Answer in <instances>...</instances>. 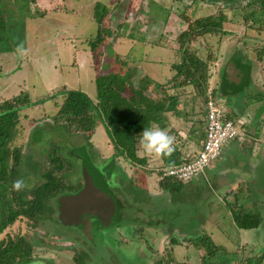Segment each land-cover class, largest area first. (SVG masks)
<instances>
[{
    "label": "rangeland",
    "instance_id": "obj_1",
    "mask_svg": "<svg viewBox=\"0 0 264 264\" xmlns=\"http://www.w3.org/2000/svg\"><path fill=\"white\" fill-rule=\"evenodd\" d=\"M31 1L16 0L14 4V1L11 0V4L8 6H5V4L0 5V98H13L23 91H27L32 100L29 106L20 109V122L15 128L13 139H11L10 143L12 148H22L26 156L24 161L30 164V166H26L25 170L22 168L21 171L23 172L22 176L26 187L30 191L45 180L44 174L50 168V154L52 153L60 155L64 159L65 165L58 173L63 175L70 185L79 184L82 180L80 176L82 175L83 166L80 160L71 157L70 152L75 148L80 149L84 146L87 147L83 152L84 157L87 159L88 152L92 161L100 170L101 166L109 163L107 157L116 153V160L119 166L128 176L129 174L130 176L133 175L136 167L122 155V151L120 153L115 151V146L106 124L99 122L94 129L95 133H93L91 140L88 141L86 135L81 132H69L68 127L64 125V121L61 119L56 120L55 115L62 104L65 91L81 90L96 102L98 101V89L95 80L97 75L117 72L127 77L129 72H127L124 62L126 59L123 58L126 56L115 57L114 47L121 49L118 47L121 39H125L124 42L128 39L133 41L126 37L127 35L125 34L131 32L134 20L138 21L139 24H143L145 18L143 12L146 7L151 10L152 15L150 16L155 23L163 24L167 22L169 17L174 19L171 29L169 27L167 35H165V38L171 37L174 41L177 39L174 37L187 30L189 23L199 17L215 15L219 11L227 15L225 27L231 30L230 34L206 33L191 40L188 44L191 51L196 52V55L198 54L206 62L208 60L209 68L213 73L214 68L218 67L220 60H210L214 56L216 58L223 57L227 60V44L231 45V50L234 46L240 44V40H243L241 36H243L246 25L249 23L261 24L259 10L262 9L261 2L263 0L261 2L260 0H227L226 4L216 2L217 5L204 4L202 0H162L161 6L156 3L159 0H66L68 6L80 10L79 14L66 13L59 10L62 5L52 3L53 8H49L40 2L36 4V0ZM98 2L101 4L100 15H104L102 25L105 29L104 37L106 39L102 46L93 50L91 41L98 33L99 23L98 20L96 22L91 20V14L94 10V4ZM39 4L41 7H39ZM77 4L83 6V9L75 6ZM44 9L48 11L47 15H44ZM53 9H55V12ZM173 14L175 18H172ZM261 15H264V9L261 10ZM167 25L170 26L169 24ZM17 26L19 27L18 30H16ZM248 32L254 34L255 36L253 37L257 38V33ZM83 35L86 37L82 38ZM177 43L178 54H181L178 40ZM247 43L251 46L254 45L250 41ZM134 44H137L134 53L138 54L140 50L143 51L138 42H134ZM73 52H76V54L74 55ZM32 65L35 66L33 69ZM128 81L132 82V86L135 89H141L144 87L146 79L140 73L135 74ZM151 84L152 82L149 84L150 87ZM210 87L213 88L209 83ZM149 88L146 90L153 89ZM152 93L156 96V90L153 89ZM187 94L189 93L186 91L183 93L184 96ZM201 98L204 99L203 96ZM119 126L122 127V125ZM125 133L126 131L123 129L119 136L116 134V139H114L119 144L128 146V141L122 138ZM179 139V142H181L183 138ZM136 149L137 155H140V152H144L140 141ZM140 149L141 151L139 152ZM231 163V158L227 156L220 160L218 166L211 169L209 174H206V178L210 179L208 182L203 177L180 181L181 187L177 191L167 196L159 195L154 199L150 197V199L153 202L156 199L162 202L164 197L165 199L174 197L176 202L171 201L177 214L175 220L184 226V232L193 227L196 230L202 225H207L209 223L208 219L213 216H215L214 221L220 219L221 222L217 225L222 230H213V233L209 236L210 243L213 246L224 247L226 250V255L222 256L221 252H219L217 259L222 257L230 259L229 255L227 257V249L231 252V255L238 251V244L244 236L251 241L254 240V243L258 246L259 253L264 256V220L261 222V227L257 232L249 231L240 236L241 234L237 233L236 230L232 229L231 231L228 228L227 218H221L223 217L222 199L217 194L223 190L222 187L223 185L226 186L227 182L233 187L237 179L232 171L227 175L223 171ZM246 165L240 168L243 177H245L243 183L246 185V191L242 194L241 200H243L244 206L249 208L246 210L252 211L264 219V176L257 173V170L264 173V161L247 158ZM140 172L144 174L142 171ZM149 177L156 181L159 173L153 170L147 171L145 177L142 175L141 184H144ZM256 178H259V180L257 184H254ZM126 182V178L116 181V183L121 184H115L118 187L114 186L113 188L115 194L118 195L123 203L122 209L130 212L132 211L133 203L138 204L145 195L150 196V194L143 190L139 201H136L137 195L133 193L130 196L133 202L129 201L131 203L126 205V195L123 192L128 190L125 185ZM191 183L199 184V190L194 191L196 186H190ZM216 183L221 185L220 188L216 189L214 187ZM214 192L215 194L213 195ZM228 199H231L232 203L235 202L234 196H230ZM212 201L214 202L208 206V203L210 204ZM55 203L58 209V199ZM234 206V208L237 207L235 203ZM142 207L144 208V205ZM149 211L152 212V209ZM170 211L172 210L170 209ZM140 212H143V210H140ZM150 212L148 213L151 214ZM167 216L173 219L172 214L168 213ZM45 218L46 216L40 218L39 225H35L33 221L26 218H20L12 227H8L3 232L0 240L5 238V236H24L23 234L30 241L36 238L38 242L34 244L33 254L37 258L26 264H145L147 262V257H140L139 255L142 249L138 250L132 245L123 244L119 248L120 250L110 252V241L106 239L107 237H104V242H100L101 245L98 244L94 248H91L90 245L89 248L84 247L86 241L83 238L82 240L78 238L77 242H73L74 240L62 237L64 234L70 235L69 231L71 230H77L75 227L70 228L62 225L61 222L55 223L51 220H46L41 224ZM1 219L2 215L0 212V221ZM167 220L168 217H166ZM173 225V223L168 221L167 226L171 227ZM130 228L125 229L128 231ZM51 232L59 234V236ZM109 232L111 235H118L121 238L119 239L121 243L127 242L126 238L128 236L126 237L125 234H116L117 231L114 229ZM132 232H134V228ZM191 232L190 230V234L194 233ZM110 234H107V236L110 237ZM139 240V245L145 242L141 238ZM202 244L203 241L201 239L194 238L188 242V247L183 245V248L178 247L177 253L171 252L167 255L164 251L165 247L162 248L160 239L158 241L154 239L151 247L147 244L148 249L152 253L151 258H148V260L153 263L160 259L162 264H188L187 262L194 264L195 261H200V255L207 251ZM253 245V242L251 244L243 243V249L247 250L248 256L253 252V249L256 250ZM143 255L146 256L145 252H143ZM239 256L242 259L246 258L242 255Z\"/></svg>",
    "mask_w": 264,
    "mask_h": 264
},
{
    "label": "trees",
    "instance_id": "obj_2",
    "mask_svg": "<svg viewBox=\"0 0 264 264\" xmlns=\"http://www.w3.org/2000/svg\"><path fill=\"white\" fill-rule=\"evenodd\" d=\"M261 5L262 9H264V0L261 2ZM97 11L99 27L97 35L91 41L93 50L102 46L106 39L104 37L105 29L102 25L103 16L100 15V7ZM183 16L185 15L183 14ZM226 21L227 15L219 11L218 14L202 16L189 23L187 30L177 37L181 49V62L173 66L176 73L166 85L186 86L191 84L194 86L197 95L207 96L211 71L209 64L200 58L198 54L196 55V52L191 51L188 44L191 40L206 33H222L223 35L231 33V30L225 27ZM260 22L264 23V18H260ZM255 50L257 53L261 51L256 48ZM128 79V77L122 76L117 72L99 74L95 79L98 89V101L96 102L81 90H62L65 91L64 97L55 117L56 120L61 119L64 121V125L68 127L69 132H81L86 135L88 141L91 140L93 133H95L94 129L99 122L106 124L108 131H110L115 151L118 153L122 151V155L136 167L133 175L129 176V178L126 177L127 182L125 185L128 188L127 191H130L131 195L135 193L137 195L135 199L139 200L140 196H142L141 191L143 192L144 190L141 187L140 180L142 175L145 177L148 171L144 169V166L147 165V159L140 157L135 152L137 144L140 141V134L144 128L156 126L166 129L168 127L169 120L167 113L175 107L178 95H168L161 100H154L144 93L143 89H135ZM31 103L32 100L27 91H23L13 98H0V212L2 215L0 236L20 218H26L33 221L35 225H39L40 218L48 217L52 211L50 206L51 201L57 200L69 185L65 177L58 173L65 165L64 159L60 155L52 153L50 154V168L44 174L45 180L31 191L26 187L22 176L23 172L21 171L22 168L25 170L26 166H30V164L24 161L26 156L22 148H12L10 143L11 139H13L15 128L20 122V109L29 106ZM119 125H122V127ZM123 129L126 133L122 135V138L128 141V146L126 144L121 145L115 140L116 134L119 136ZM166 132L168 133V131ZM84 148L87 147L84 146ZM87 159L90 164L91 174L98 179L102 188L107 191L106 193L111 199L112 204H114V208L120 212L123 203L120 202L118 195L115 194L114 186L106 179L109 169L113 173L118 169L119 174H124L123 169H121L116 160V153L108 158L109 163H107L106 167L101 166V170L94 164L88 152ZM140 171L144 174H141ZM124 178L121 176V180ZM16 180L23 181V186L19 190L13 188V182ZM159 184L163 193H169V195L181 187L179 180L169 177L161 179ZM124 195L126 194L124 193ZM125 198V202H132L129 195H126ZM174 199L172 197V199H169L170 202L166 200L164 201L165 203H162L163 210H166L167 215L168 213L172 214L173 219L167 216L168 221L171 223L175 222L177 217L175 206L171 201L176 202ZM235 201V205L238 207L234 209L233 215L238 226L244 229L258 227L263 220L261 216L246 210L244 203L240 205L239 197ZM195 239H201L203 241L202 245L207 250L203 256L204 264H226V262H231V259H227L226 257L217 259L219 257L218 253L221 252V255L225 256L224 251L226 250L224 247L213 246L210 243L211 240L208 235ZM37 242L36 238L30 241L22 235L5 236V238L0 240V264L29 263L32 259L37 258L33 254V247ZM174 242L176 244L179 241L175 239ZM240 259L243 261L240 256L237 257V261H240ZM247 261L250 264H262L264 256H248ZM155 264H162V262L158 261Z\"/></svg>",
    "mask_w": 264,
    "mask_h": 264
},
{
    "label": "crops",
    "instance_id": "obj_3",
    "mask_svg": "<svg viewBox=\"0 0 264 264\" xmlns=\"http://www.w3.org/2000/svg\"><path fill=\"white\" fill-rule=\"evenodd\" d=\"M10 1L11 0H0V5L5 4V6H8L11 4ZM12 1H14V4L16 3V0ZM36 1V4L40 2L45 4L49 8H53L52 3L62 5V8L59 10L65 11L66 13H80L79 9L68 6L66 4V0H58V2H56V0ZM162 2V0H159L156 3L160 4L161 6ZM100 5V2L94 4V10L91 14V20L95 22L97 21L98 15L97 9L98 6L100 7ZM75 6L83 9V6H81L80 4H77ZM39 7H41L40 4ZM53 10L55 12V9ZM261 10L262 9L259 10L260 18H264V15H261ZM150 11L151 10H148V7H146L145 11L143 12V16L145 17L143 24H139L136 20L133 21L131 32L125 34L127 35L126 37L132 39L133 41L129 39L125 42V39L119 40L118 47L121 49H116L114 47V54L117 58L126 56L123 58L126 59L124 62L127 67V72H129V74L127 75L129 79H131L135 74H143L146 81L144 87H142L141 89H143L145 91L144 93H146L152 99L161 100L168 95H178V100L175 107L167 113L169 120L168 127L163 130L168 131L167 134L171 138L173 135H176L179 138H183L181 142L177 144L173 143V150L167 156H156L154 154L149 155L145 152L141 153V149L139 150V156L145 157L147 159V165L144 166V169L148 171L153 170L159 173V170L164 166L191 159L201 149L206 137V96L204 97V99H202L201 96L196 94L194 86L191 84L186 86H177L172 84L166 85V83L176 73L173 66L181 62V54H178L177 50L178 43L176 38L178 36L174 37L176 39L175 41L171 37L165 38V35H167V29L169 27L171 29L174 19H171V17H167V22L158 24L152 21V17L150 16L152 15V12ZM43 13L44 15H47L48 11L44 9ZM172 18H175L174 14ZM167 24H169L170 26H168ZM244 28L245 29L243 31V36H241L243 40H240L241 42L239 45L234 46V48L230 50L231 45L227 44V60H225L223 57L216 58L215 56L212 60H210L214 61L216 59H219L220 63L218 64V67L214 68L213 73L210 71L209 79V83L213 87L210 88L213 90L215 96L219 99L220 103L225 108L226 116L234 119L240 124V126L242 127V134L236 139L229 141L224 146L221 156L217 160L212 162L203 174L197 175L195 176V178L193 177L194 179L203 177L205 178L206 182H208L210 179L206 178V174H209L211 169H213L215 166H218L220 160L226 158L227 156L231 158V165L223 171L226 175L232 171L237 177L236 183L232 187L231 185H229L230 183L227 182V187L223 185V190H221L217 195L222 199L221 206L223 207V217L221 218H227L228 228L231 229V231L232 229L236 230L237 233L241 234L240 236H242V234L244 233H248L249 231L257 232L261 227V224L258 227L251 229L240 228L236 223L233 215L235 209L234 203H232L231 199L228 198H230V196H234L235 199L239 197V204H243L241 196L246 191V185L243 183L245 177H243L240 168L247 166V158H252V160L258 159L264 161V24L261 23L260 25H257L249 23ZM18 29L19 27L17 26L16 30ZM248 31L257 33V38H254L253 36L255 35L249 33ZM84 37L86 36L83 35L82 38ZM249 41L253 42L254 45H248L247 42ZM134 42H138V44L141 45V49H143V51L140 50L138 54L134 53L135 47H137V44H134ZM127 43H130L128 44L129 46L127 45ZM255 48L260 49V53H257ZM73 53L74 55L76 54V52ZM34 65L31 66L32 69L35 67ZM150 82H152L151 87L149 85ZM130 83L132 82L130 81ZM148 88H153L154 90H156V96L152 93L153 89L147 91L146 89ZM185 91L189 94L184 96L183 93ZM200 98L202 99V102ZM199 123L201 124V126ZM155 128L160 127L155 126ZM257 173L261 176H264V173H261L258 170ZM258 180L259 178H256L254 184H257ZM159 181V177L156 181L149 177L141 186L142 189L150 194L149 197H151L152 199L159 195H169V193H163L162 189L160 188ZM190 186H196V189L194 191L199 190V184L197 185L191 183ZM220 186L221 185L219 183H216V185H214L216 189L220 188ZM214 194L215 192L213 193V195ZM226 195L227 197H225ZM169 199L172 198H163L162 202L165 203L164 201L166 200L170 202ZM156 201L158 204L161 203L157 199ZM213 202L214 201H212L210 204L208 203V206H210ZM245 208L249 209L247 207ZM214 220L215 216L208 219L209 223L207 225H202V227H198V229L196 230L193 227L189 230H186V232L183 231L184 226H182L179 221L175 220V222H172L175 223L174 226L169 227L167 226L168 220L166 221V219H164L163 217L160 218L156 216L153 225L157 226L156 229H158L159 226H161V228L163 229V234L161 236L160 234H158V237L162 242V248L165 247L164 251L168 255L171 252L177 253L178 247L183 248V245L188 247V242L191 239L199 238L200 236H204L207 234L208 236H210V234L213 233V230L221 231V227L217 225L221 222L220 219L216 221ZM190 230L194 233L191 232L192 234H190ZM174 231L177 232L178 237L177 235H171V233H173ZM174 238H179L180 241L175 244V242L173 241ZM252 242L255 245H253V248H255L256 250L253 249V252L250 254V256H263V254L259 253L258 246H256V243H254V240L251 241L244 236L243 239H241V242L238 244V251L234 252L231 255V252L227 249V256L229 255V258L231 259V262H227V264H250L249 261H247L249 253L247 252V250L243 249V243L251 244ZM224 252L226 255V251ZM142 254L143 253L141 252L139 253L140 256H142ZM146 254L148 258H151L152 253L150 249L149 251L148 249L146 250ZM205 254L206 252H204V254H201L200 261H195L194 264H204L203 256ZM239 255H243L246 258H244L243 261H241V259L240 261H237V257H239ZM187 263L189 264V262Z\"/></svg>",
    "mask_w": 264,
    "mask_h": 264
},
{
    "label": "flooded vegetation",
    "instance_id": "obj_4",
    "mask_svg": "<svg viewBox=\"0 0 264 264\" xmlns=\"http://www.w3.org/2000/svg\"><path fill=\"white\" fill-rule=\"evenodd\" d=\"M234 1H242V0H234ZM216 2L226 4L227 0H202V3L208 4V5H217ZM83 156L84 155H82V161L84 159H86ZM68 157H69L70 160H72L70 158V156H68ZM71 157L72 158H76V159L79 160V158L76 157V156L71 155ZM107 158H109V157H107ZM86 160L88 161V159H86ZM82 161L80 160L81 164H82ZM73 163L75 164V162H73ZM106 165L107 164H104L103 167H106ZM87 170H88L87 172H89V175H88V177L90 179L89 181L95 187V189L94 188L93 189L96 190L99 195H101V197L103 198L102 201H104L108 205L114 207V204H112V201H110L111 199L109 198L108 194L106 193L107 191H105L102 188V185L100 184L98 179L95 178V176H93L91 174L90 167ZM117 170L113 173L109 169L108 170V174L106 175V179L109 180V183L112 186H115L116 188L118 186L115 185V184H120V183H116V181L117 182L120 181L121 180V176H123V178L124 177L125 178L129 177L128 174L125 171H124V174L121 175V174H119V172ZM109 172H111V173H109ZM85 175H86L85 171L82 168V175L81 176L78 175V176L82 177L81 182L79 184H77V185H70L68 183L69 185L67 186L65 192L63 194H61L58 197V199L60 197H62V196L63 197L64 196L65 197L66 196H76V195H79L82 192L84 194H86L84 191H85V189L87 187L86 183L88 182V180L85 178ZM123 192L127 195V191H123ZM128 195H129V197L131 196L130 191H128ZM146 198H147V200H146ZM55 201L56 200H52L51 201V205L50 206L52 207V211L50 212L48 217H46L44 219V221H42V224L46 220H51V221H53L55 223L56 222L57 223L61 222L62 225L70 227V228L75 227L77 230H71V231H69L71 233L70 235H65L64 234L62 237H67L69 240H74L73 242H77L78 238H80L81 240L83 238L86 241V243H87V244L85 243L84 247H88V248H89V245L91 246V248H94V246L100 244L101 241L104 242L103 239H105L107 237L106 239H108L110 241V248H109L110 252L111 251L112 252L113 251H118V250H120L119 248H121L123 244H127V245L134 246L138 250L142 249V250H140V252L141 253L145 252V254H146V250L148 249L147 244L151 247L152 240L155 239L156 241H158L159 240L158 234H160V236L163 234V229L161 228V226H159L158 229H156L157 226L153 225V222L156 219V216H158L160 218L164 217V216L167 217L166 210H163V205H162L163 202L158 204L157 201H155V204H154V202L151 201L150 197L145 195L140 201L136 200V201H139L138 204L133 203L134 204L133 208H131L132 211L128 212V211H124L123 209H121L120 212H122V219H120L118 221L117 220L116 221H111L110 224H106V223L101 222L96 215L91 216L92 213H90L91 215L83 213L82 216H81L82 221H80L79 223H76V224H64L61 221V219H60V209H59V207L57 209ZM127 202L128 201H126V205H128ZM132 202H133V200H132ZM142 205H144V208L142 207ZM137 206H139V207L137 208ZM122 207H123V205H122ZM150 209H152V212L149 211ZM85 210H86V208L84 206L82 211H84L86 213L90 212L88 210L87 211H85ZM140 210H143V212H140ZM162 210H163V212H162ZM148 212H150L151 214H149ZM58 214H59V216H58ZM173 224H175V223H173ZM125 228H127V229L130 228V230L127 231ZM133 228H134V232H132ZM113 229L115 231H117V233L115 232L116 234L119 233V235L120 234H125L126 237L128 236V238H126L127 242L121 243V240L119 241V239H121V238L118 235H111L109 231H112ZM51 233H54V232H51ZM54 234L57 235L56 233H54ZM107 234H110L109 235L110 237H108ZM23 235L26 238L25 234H23ZM171 235L172 236L177 235V237H178V234L175 231L173 233H171ZM57 236H59V234ZM140 238L142 239V241L145 240V242L143 244L139 245L138 244V240ZM175 239L176 238H174V240ZM178 241H180L179 238H178ZM88 242H90V243H88ZM139 242H140V240H139ZM148 251H149V249H148ZM140 257H147V256H144L142 254V256H140ZM158 261H160V259L157 260L156 262H158ZM145 264H151V261L148 260V257H147V262H145ZM152 264H155V262H153Z\"/></svg>",
    "mask_w": 264,
    "mask_h": 264
},
{
    "label": "built area",
    "instance_id": "obj_5",
    "mask_svg": "<svg viewBox=\"0 0 264 264\" xmlns=\"http://www.w3.org/2000/svg\"><path fill=\"white\" fill-rule=\"evenodd\" d=\"M206 108V137L201 149L191 159L159 170V178H172L187 181L203 174L207 167L222 153L224 146L242 134L240 124L226 116V111L211 88L208 89L205 102ZM173 143H179L178 136H172Z\"/></svg>",
    "mask_w": 264,
    "mask_h": 264
},
{
    "label": "water",
    "instance_id": "obj_6",
    "mask_svg": "<svg viewBox=\"0 0 264 264\" xmlns=\"http://www.w3.org/2000/svg\"><path fill=\"white\" fill-rule=\"evenodd\" d=\"M85 148H75L71 151V155L76 156L79 160L82 161V155ZM84 157V156H83ZM83 170L85 171V178L88 180L87 187L85 189V193H80L76 196H62L58 199L59 209H60V219L64 224H76L82 221V214H88L91 216L96 215L98 219L106 224H110L111 221H116L122 218L121 213L114 207L105 203L101 195L97 193L95 187L92 183H90V179L88 177L89 172H87L90 167L89 162L84 159L82 161ZM94 188V189H93ZM86 208L85 211H90L89 213L82 211V209ZM110 206V207H109ZM121 210V209H120ZM118 214V215H117ZM121 215V216H120Z\"/></svg>",
    "mask_w": 264,
    "mask_h": 264
},
{
    "label": "clouds",
    "instance_id": "obj_7",
    "mask_svg": "<svg viewBox=\"0 0 264 264\" xmlns=\"http://www.w3.org/2000/svg\"><path fill=\"white\" fill-rule=\"evenodd\" d=\"M140 143L144 152L149 155L167 156L173 150L172 138L166 131L160 128H144L140 134ZM22 186V180H16L13 182V188L16 190L21 189Z\"/></svg>",
    "mask_w": 264,
    "mask_h": 264
}]
</instances>
